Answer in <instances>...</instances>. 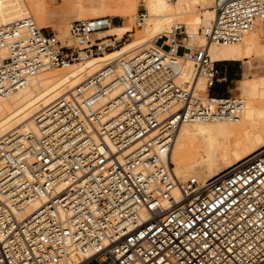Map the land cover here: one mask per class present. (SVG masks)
Here are the masks:
<instances>
[{"label": "built area", "instance_id": "obj_1", "mask_svg": "<svg viewBox=\"0 0 264 264\" xmlns=\"http://www.w3.org/2000/svg\"><path fill=\"white\" fill-rule=\"evenodd\" d=\"M213 9L210 43H238L258 22L264 29V0H213ZM111 19L72 20L71 44L31 16L0 26V96L43 67L118 47L95 36ZM188 38L176 28L121 55L40 110L36 134L0 139V264H68L71 247L78 264H264V147L201 186L173 172L182 123L234 119L242 108L210 92L225 81L220 62ZM187 61L196 67L184 85Z\"/></svg>", "mask_w": 264, "mask_h": 264}, {"label": "bare ground", "instance_id": "obj_2", "mask_svg": "<svg viewBox=\"0 0 264 264\" xmlns=\"http://www.w3.org/2000/svg\"><path fill=\"white\" fill-rule=\"evenodd\" d=\"M4 1L9 0H0V26L22 19L20 17L24 18L22 8L15 6L12 10L13 6L5 5ZM77 7L80 12L77 19L88 15L92 18L124 17L119 25L111 24L109 28L96 32L95 36H113L121 41L125 36L132 38L129 37L128 41L103 54L82 57L80 61L65 68L43 67L15 92L8 96H0V139L11 136L21 141L28 133L36 134L38 126L35 117L40 110L50 106L60 97H67L85 78L112 63L116 58L145 45L153 46L158 36L170 35L176 28L181 30L184 28L189 35L187 45L190 47L206 46L212 62L214 60L210 48L215 46H221L216 55L220 59H246L251 56L264 59V39L261 35L259 41L256 40L257 27L247 32L243 39L235 44L210 43L206 40L204 31L215 15L213 0H78ZM139 7L143 9L144 14L140 26L137 23ZM38 9L40 12L45 10L41 5ZM13 11H17L19 15L9 16ZM131 15L133 21L129 26L127 20H130ZM134 21L138 27L142 26L139 32H133ZM204 23L206 25L200 32ZM258 23L262 24L263 32V23ZM58 26H62L64 30L68 25H57L56 28ZM110 31H115L116 34H109ZM56 32L60 39H67L69 44L73 42L69 36V29L68 33L67 28L64 30L66 36ZM123 34L124 37H121ZM195 38H199V45L195 43ZM195 67L194 62L187 61L179 82L189 84L194 77ZM113 71L119 72L115 64ZM254 78V82L244 81L237 87L240 97L235 98L240 100L242 108L236 118L191 121L179 126L169 155L172 164L173 160H176L173 172L180 182L194 178L201 186L211 177L264 147V65ZM202 81L201 78L197 80L198 91L205 90V85L200 86ZM120 90L121 86L118 84L115 94ZM174 194L179 197L177 190ZM67 257L68 264H78L83 260L81 252L72 247L68 249Z\"/></svg>", "mask_w": 264, "mask_h": 264}, {"label": "rangeland", "instance_id": "obj_3", "mask_svg": "<svg viewBox=\"0 0 264 264\" xmlns=\"http://www.w3.org/2000/svg\"><path fill=\"white\" fill-rule=\"evenodd\" d=\"M73 1L74 0H55V1L54 0H9L7 2L4 1V4L8 5V6L11 5V7L13 6V8H11L12 10L15 9L14 8L15 6H19L20 8H22V11L24 13V17L32 16L35 19V21L39 27H41L43 25V26H45V28L47 30H53L55 32L58 31L61 35L66 36V35H64L65 34L64 30H66V28H67V33H68L69 24H70L71 20H73V19L77 20V12L75 10L71 9V3ZM39 5H41L44 9L46 7L47 15H48L49 9H56L55 13L48 16L47 23L50 25L48 27H46L44 11L40 12L38 9ZM139 10L141 11L143 9L141 7H139ZM65 12L69 13V17L72 19H70L68 21V24H66L68 26L65 27L64 30L62 29V26H58L56 28V26L60 22V18L64 15ZM17 15H19V13L17 11H13L12 13L9 14V16H12V17L17 16ZM108 17L111 18L110 16H108ZM20 18H23V17H20ZM89 18H92L91 15H88V17H84V18H80V19H89ZM16 19H18V18H16ZM111 20H112V25H117V24L121 23V21L124 20V17H112ZM127 21L129 23V26H131L132 21H133L132 15L130 16V20H127ZM133 25H134L133 32L134 31L139 32V30L142 26L138 27L136 25L135 21H134ZM205 25H206V23H204V25L200 28V30H199L200 32H202ZM257 28L255 29V31L257 32L256 35L258 37L256 40L259 41L258 40L259 37L261 35H263L262 24L258 23ZM182 30H184V28H182ZM114 33L116 34L115 31L109 32V34H114ZM102 35H105V34H102ZM124 35L125 34H123L121 37H124ZM98 36L101 37V35H98ZM117 37H118V35H117ZM129 37L132 38V36H129ZM129 37L125 36L122 42L128 41L130 39ZM195 43L196 44L199 43V38H195ZM145 46H147V45H145ZM219 47L221 48V46H215L214 49H219ZM222 47H225V46H222ZM178 52L180 54H185V50L182 48H180L178 50ZM248 60L250 62L249 64L253 65L251 67L248 66V68H250V71H248L249 76L255 75L260 69L262 70L263 65H264V59L262 57L260 58V57L251 56L250 58H248ZM246 67H247V65L244 63H241V62H220L218 65V68H220V70H222V71L226 68L227 81H224V82L220 83L219 85H217L216 87L212 88L210 92L213 95H226V96L231 95L234 97H238V96L240 97V94L236 88L237 87V81L236 80L239 79L241 76L243 77V75L247 69ZM229 68L233 69V71L236 73V75L232 78V80L228 77ZM254 81H255V78L253 77V78H250L248 80V83H252ZM200 86H204L203 81H202V83L200 82ZM173 164H174V166L176 165V160H173ZM91 264H98V261H95Z\"/></svg>", "mask_w": 264, "mask_h": 264}, {"label": "crops", "instance_id": "obj_4", "mask_svg": "<svg viewBox=\"0 0 264 264\" xmlns=\"http://www.w3.org/2000/svg\"><path fill=\"white\" fill-rule=\"evenodd\" d=\"M77 2L78 0H74L72 3H71V9L72 10H75L77 12V18L80 14L79 12V8L77 7ZM56 9H49V12H48V15H47V11H46V7H45V10H44V14H45V23H46V27L50 26L48 23H47V20H48V16H50L51 14L55 13ZM72 19L69 17V13H64V15L60 18V22L58 23V25H62V24H68V21ZM74 20V19H73ZM78 20V19H77ZM72 21V20H71ZM120 24V23H119ZM117 24V25H119ZM198 45V44H197ZM218 50L219 49H214V47H211L210 48V53H211V56L213 58L214 61H219V62H241V63H244L247 65V69L243 75V77L240 79H237V87L239 86L240 83H243L244 81H248L250 78H253L254 76H256L258 74V72L255 74V75H252V76H249L248 75V71H250V68L251 66L253 65H250L249 63V60L248 58L246 59H231V58H228V59H220L218 57H216L217 53H218ZM221 72L223 73V76L225 77V81H227V72H226V68ZM228 77L232 80V78L236 75V73L233 71V69L229 68V72H228ZM236 87V88H237ZM238 90V89H237Z\"/></svg>", "mask_w": 264, "mask_h": 264}]
</instances>
